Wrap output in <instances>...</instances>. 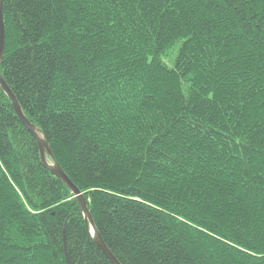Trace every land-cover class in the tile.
Returning <instances> with one entry per match:
<instances>
[{
	"label": "trees",
	"instance_id": "trees-1",
	"mask_svg": "<svg viewBox=\"0 0 264 264\" xmlns=\"http://www.w3.org/2000/svg\"><path fill=\"white\" fill-rule=\"evenodd\" d=\"M0 1V264H264V0Z\"/></svg>",
	"mask_w": 264,
	"mask_h": 264
},
{
	"label": "water",
	"instance_id": "water-1",
	"mask_svg": "<svg viewBox=\"0 0 264 264\" xmlns=\"http://www.w3.org/2000/svg\"><path fill=\"white\" fill-rule=\"evenodd\" d=\"M3 48H4V25H3V15H2V6H1V1H0V59L3 53ZM0 86L4 93L7 95L9 98L12 108L16 114L17 119L20 121V123L27 129V131L31 134V136L35 139L39 153H40V160L41 164L44 168H46L50 174L57 179H59L64 185H66L74 195L78 206L84 216L87 217L90 227L93 230V223L91 221V218L89 216V213L86 209V205L84 202V199L80 192L74 187V185L70 182V180L67 178V176L64 174V172L60 169L58 166L51 167L48 165L46 158H45V152L47 151L48 155H51L48 146L46 143H44L36 134L34 127L26 120L24 115L22 114L20 107L11 93L10 89L7 87L5 84L4 80L2 79L1 73H0ZM95 244L97 247L100 249V251L107 257V259L112 263V264H118V262L112 257V255L109 253V251L106 249L102 241H100L99 237L96 235L94 237Z\"/></svg>",
	"mask_w": 264,
	"mask_h": 264
},
{
	"label": "rangeland",
	"instance_id": "rangeland-1",
	"mask_svg": "<svg viewBox=\"0 0 264 264\" xmlns=\"http://www.w3.org/2000/svg\"><path fill=\"white\" fill-rule=\"evenodd\" d=\"M175 55H176V47L171 51L170 55L167 58L163 59V60L165 61V63L167 65H169L171 67L172 64H173V60L175 58Z\"/></svg>",
	"mask_w": 264,
	"mask_h": 264
},
{
	"label": "bare ground",
	"instance_id": "bare-ground-1",
	"mask_svg": "<svg viewBox=\"0 0 264 264\" xmlns=\"http://www.w3.org/2000/svg\"><path fill=\"white\" fill-rule=\"evenodd\" d=\"M2 2V1H1Z\"/></svg>",
	"mask_w": 264,
	"mask_h": 264
}]
</instances>
